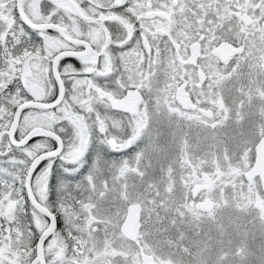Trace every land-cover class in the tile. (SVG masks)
Returning <instances> with one entry per match:
<instances>
[{
  "label": "snow or ice",
  "instance_id": "6c2138e0",
  "mask_svg": "<svg viewBox=\"0 0 264 264\" xmlns=\"http://www.w3.org/2000/svg\"><path fill=\"white\" fill-rule=\"evenodd\" d=\"M0 264H264V0H0Z\"/></svg>",
  "mask_w": 264,
  "mask_h": 264
}]
</instances>
